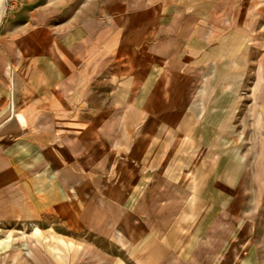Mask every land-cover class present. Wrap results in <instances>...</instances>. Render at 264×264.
I'll list each match as a JSON object with an SVG mask.
<instances>
[{"label":"crops","instance_id":"obj_1","mask_svg":"<svg viewBox=\"0 0 264 264\" xmlns=\"http://www.w3.org/2000/svg\"><path fill=\"white\" fill-rule=\"evenodd\" d=\"M261 5L0 0V264H264L220 255Z\"/></svg>","mask_w":264,"mask_h":264},{"label":"rangeland","instance_id":"obj_2","mask_svg":"<svg viewBox=\"0 0 264 264\" xmlns=\"http://www.w3.org/2000/svg\"><path fill=\"white\" fill-rule=\"evenodd\" d=\"M258 18L259 25H257L255 34L259 35L258 44H260V57L262 61L264 59V5H261L260 15L258 16ZM246 69L247 68L245 66V70ZM251 78L253 79V77H251L249 73L245 74V87L243 89L244 104L241 113L259 115L260 121H244L242 127L238 126V129L243 131V149L244 152H247V154H243V157L245 158L243 164L244 166L242 165L241 167L239 163H236V161L231 159L232 155L230 153L227 156L228 160L230 161L227 163V188L229 190V193L233 192V194L243 195V209L241 211L242 217L239 218V221L243 219L244 228L241 227V229H239L240 232L238 231V234H236L235 232H230L228 234V238L225 241V243L227 244L226 249L222 250L223 253L220 255H222L221 257H224V254L227 251L228 253L232 251L231 246L233 244H236V252H238L239 255L241 253H244V256H246V254L248 253V256H260V260H264V142H262L264 141V139L260 137L249 139L248 137V135H251L252 132H256V130L258 131V129L261 132L264 131V73H261L257 77H255L254 75L253 84H256V82L260 80V87L257 90L249 89V80ZM251 101H254V103L257 104L251 105L249 103ZM228 125H230V123ZM229 128L230 126H228L226 129ZM206 142L210 144L207 140ZM218 156H222L221 159H224L226 155L222 154ZM211 163H214V161L211 160ZM220 163L221 162L215 165L218 166ZM215 165L212 164V166ZM201 170V168H198L197 172L202 174L203 171ZM237 171L242 172V174L239 177V181L233 184L232 180L235 179L233 177L236 173H239ZM210 181L211 183L209 182V180H207V184L203 187V189H206L209 192L213 193L218 192L219 185L217 184V182H215V179L213 181ZM207 204H209V202ZM218 204L219 203L216 202L213 208H216ZM212 213L214 214L215 211H212ZM196 221L198 222L197 219ZM206 221L212 222L214 221V218L207 219ZM233 230H237V227H234ZM6 234L7 233L4 234V237L6 236ZM18 234L20 233H15V235L13 234L11 236L16 237L18 240H22V236ZM210 259L215 263L216 258H214V255Z\"/></svg>","mask_w":264,"mask_h":264}]
</instances>
